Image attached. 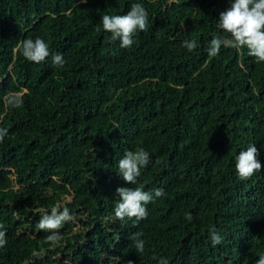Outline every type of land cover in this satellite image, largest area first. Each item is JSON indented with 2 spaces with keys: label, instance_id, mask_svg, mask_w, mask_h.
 <instances>
[{
  "label": "trees",
  "instance_id": "obj_1",
  "mask_svg": "<svg viewBox=\"0 0 264 264\" xmlns=\"http://www.w3.org/2000/svg\"><path fill=\"white\" fill-rule=\"evenodd\" d=\"M132 3L147 10L148 28L121 48L101 17L126 14ZM229 6L0 0V264H255L264 255V169L241 181L234 159L254 144L264 165V63L246 48L207 52L213 36L226 35L216 21ZM37 37L62 54V67L51 56L23 58L20 43ZM10 97L21 106L10 107ZM138 148L150 161L128 185L118 161ZM140 186L163 195L146 219L117 220L116 189ZM57 205L72 220L52 245L37 224ZM213 228L222 237L215 246ZM133 233L142 234L143 253Z\"/></svg>",
  "mask_w": 264,
  "mask_h": 264
},
{
  "label": "clouds",
  "instance_id": "obj_2",
  "mask_svg": "<svg viewBox=\"0 0 264 264\" xmlns=\"http://www.w3.org/2000/svg\"><path fill=\"white\" fill-rule=\"evenodd\" d=\"M148 12L140 3H132L129 11L123 15H108L101 17L102 30L110 33L111 41H120L121 48H129L133 45L134 36L138 31H146L148 28ZM216 28L220 33L226 35H215L209 42L207 48L208 55L215 57L219 54L221 47H231L234 49H247V54L254 58L256 63H264V0H230V6L219 14L216 21ZM101 27H97L100 31ZM183 45L189 50H195L197 42L184 41ZM18 51L23 58L36 64L44 62L49 56L56 66H63L62 54H52L49 45L45 40L25 39L20 43ZM9 106L19 108L22 101L16 97H10ZM7 135V129L0 128V143ZM259 149L253 144L247 150L239 151L235 156V173L241 181L250 179L253 175L264 169L261 164ZM150 161L149 153L143 148L135 151H126L124 156L118 161V174L128 185H135L137 178L141 175V169L146 167ZM163 195L162 189H155L152 192L143 190L140 187H118L115 196L117 197L114 206V216L117 220L125 218L137 221L146 219L147 205L155 198ZM189 222L193 217L190 213L185 215ZM72 220V214L67 206H53L49 211H44L40 216L37 228L49 233L45 241L52 245H58L63 237L59 229ZM141 233H133L129 239L133 242L135 249L143 253L145 242L141 239ZM211 243L219 245L222 237L213 228L210 230ZM7 244L6 229L0 224V248ZM155 259V257H153ZM131 264V261L128 262ZM158 264H168L166 258L161 257ZM255 264H264V255H261Z\"/></svg>",
  "mask_w": 264,
  "mask_h": 264
}]
</instances>
